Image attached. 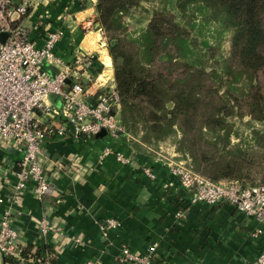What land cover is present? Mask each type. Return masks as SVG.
I'll list each match as a JSON object with an SVG mask.
<instances>
[{"label": "crops", "instance_id": "obj_1", "mask_svg": "<svg viewBox=\"0 0 264 264\" xmlns=\"http://www.w3.org/2000/svg\"><path fill=\"white\" fill-rule=\"evenodd\" d=\"M97 0H33L28 14L20 18L31 39L42 44L45 28L62 30L55 52L62 64L55 72L73 68L79 55L98 56L88 72L102 80L98 92L114 82L107 41L97 21ZM85 70L72 76L73 82L88 86ZM55 105V98H50ZM133 138L114 139L107 133L93 137H55L46 139L42 162L53 192L38 199L29 186L20 198H13V183L20 168L21 152L9 140L0 142V196L10 200L19 246H32L39 256L48 255L54 264H126L119 261L122 246L144 251L159 243L157 258L171 264H255L264 249V220L238 212L227 201L214 205L192 203L191 192L171 175L167 159L189 161L171 141L156 146ZM110 145L130 151L135 165H119L113 157L98 161L102 149ZM62 164L64 169H58ZM151 166L157 176L151 180L142 167ZM177 211L184 217L178 219ZM116 218L121 225L103 235L101 225ZM45 220L52 229L44 234ZM258 232L256 233V231ZM256 233V234H254ZM83 242L81 245H79ZM0 264L4 254L0 251ZM131 264V263H127Z\"/></svg>", "mask_w": 264, "mask_h": 264}, {"label": "trees", "instance_id": "obj_2", "mask_svg": "<svg viewBox=\"0 0 264 264\" xmlns=\"http://www.w3.org/2000/svg\"><path fill=\"white\" fill-rule=\"evenodd\" d=\"M145 1L152 0L96 3L121 100L118 117L135 149L141 151L138 141L154 146L171 141L190 158L195 171L211 180L264 184V133L255 129L250 139L234 143L237 132L228 120L239 107L244 110L239 116L249 114L264 122V91L258 81L264 71V0H158L162 8L152 10L151 18L136 19L138 29L126 32L124 17L134 18L137 8L149 11ZM211 23L219 36L231 34L229 56L214 58L210 68L219 87L223 79L229 81L224 92L197 107V118H192L196 97L207 87L195 77L205 73L206 48H213L206 39L199 48L197 35ZM125 40L135 43L133 50ZM181 61L182 70L165 69ZM155 64L162 67L154 75L147 66ZM39 255L31 245L20 246L19 256L5 255L4 264H32Z\"/></svg>", "mask_w": 264, "mask_h": 264}, {"label": "built area", "instance_id": "obj_3", "mask_svg": "<svg viewBox=\"0 0 264 264\" xmlns=\"http://www.w3.org/2000/svg\"><path fill=\"white\" fill-rule=\"evenodd\" d=\"M32 3L33 0H0V35L8 34L4 42L0 40V142L12 141L22 153L13 183V198H20L32 186L35 196L42 199L53 192L49 168L42 162V148L48 137H93L102 130L114 139L131 138V135L118 117L121 100L115 82L106 91L98 92L102 80L87 71L98 58L95 52L77 56L69 70H53V64H62L55 52L62 30L49 26L45 28L43 43L34 42L19 21L28 14ZM101 31L104 34L103 28ZM80 69L88 72V86L72 80V75ZM108 157L121 166L135 165L130 151L110 145L102 149L98 161ZM166 165L182 188L191 192L192 203L214 205L227 201L243 215L264 220V184L244 185L236 179L214 181L195 171L190 160L167 159ZM58 169L64 166L60 164ZM142 170L151 180L157 176L149 165H144ZM8 199L11 198L0 196V251L4 256H19L18 232L13 225L15 215ZM175 215L182 219L184 212L177 211ZM120 225L116 218L106 220L101 225L103 235L108 237ZM50 229L43 220L42 233ZM158 248V242L151 243L144 251L122 246L118 258L126 264H171L157 258ZM32 262L52 264L48 255L36 257ZM255 264H264V249L258 252Z\"/></svg>", "mask_w": 264, "mask_h": 264}, {"label": "rangeland", "instance_id": "obj_4", "mask_svg": "<svg viewBox=\"0 0 264 264\" xmlns=\"http://www.w3.org/2000/svg\"><path fill=\"white\" fill-rule=\"evenodd\" d=\"M144 6L147 9H149V11L137 8V11L135 13L134 18L124 17V20L127 24L126 25V28H127L126 32H129V31L131 32L135 29H138L140 24L137 23L136 19L151 18V15H152L151 11L154 9H157V10L161 9L163 4H162V2H160L158 0H152V1H145ZM200 20H201V15H197L196 21L200 22ZM145 22L146 21H144L143 24H145ZM212 25H213V23L204 25L205 28L202 29L201 34L199 33V35H197V44H198L199 48L202 47V39L209 40V42L213 46V48L208 49L205 47L207 50V54L205 56V61L208 65L206 66L205 73L198 74L197 77H195V79L197 81H199L201 84H204V82H205V84L207 86L205 89L199 91V95H197V97H196L197 98L196 105H195L196 108L197 107L200 108L201 106L206 104L205 102H208L209 100L217 98L218 94H221L224 92V90L226 89V86L228 84V81H229V79H226V78L223 79V85H221V87H219V85H218L219 79L212 77L211 73H210V70H211L210 68L212 66L211 63L214 60V58H219V56H222V55L223 56H229V53H230V36H231V34L228 31L225 32L222 36H219L217 34V32L214 30V28L212 27ZM106 41H107V38H106ZM125 44H126L127 48L130 50H133V48L135 47V43L132 40H125ZM175 64H176L175 66L165 67V69L175 70V68L178 67V70H180V69L182 70V68H184L183 67L184 64L182 61L177 62ZM112 67L114 70L113 62H112ZM160 67H162V66H159L157 64L147 66V68H150L151 73H153L154 75L157 72V70H159ZM114 73H115V70H114ZM258 81L262 84L263 91H264V71L263 70L258 75ZM217 87L219 89L218 92L216 91ZM168 105L171 108V107H173L174 103L170 102V104H168ZM198 108L196 109L195 114L192 113V118H197ZM237 108H238V112H236L234 115L228 117V120H232L234 122V129L237 132L236 135L232 136V142L244 143L246 140H248L252 137L253 131L255 129L259 130L261 133H264V122H259V121H255V120L251 119L249 114H244L243 116H239V114L241 112H243L244 110L241 111L239 109V107H237ZM182 118H183V116H181V119ZM262 150H264V148Z\"/></svg>", "mask_w": 264, "mask_h": 264}, {"label": "water", "instance_id": "obj_5", "mask_svg": "<svg viewBox=\"0 0 264 264\" xmlns=\"http://www.w3.org/2000/svg\"><path fill=\"white\" fill-rule=\"evenodd\" d=\"M97 13H98V12H97ZM7 36H8V34H7L6 32H3V33L0 35V40H1L2 42H4ZM110 74H111V79H112V81L115 82V73H114V70H113V67H112V66H111V72H110ZM114 87L117 89L116 83H115ZM105 133H106V131H105V130H102L98 135H104ZM98 135H97V136H98Z\"/></svg>", "mask_w": 264, "mask_h": 264}]
</instances>
